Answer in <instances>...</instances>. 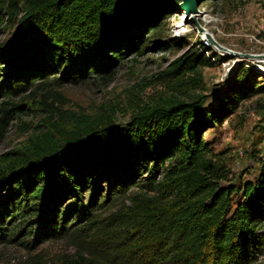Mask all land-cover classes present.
<instances>
[{
    "label": "trees",
    "instance_id": "obj_1",
    "mask_svg": "<svg viewBox=\"0 0 264 264\" xmlns=\"http://www.w3.org/2000/svg\"><path fill=\"white\" fill-rule=\"evenodd\" d=\"M164 16V0H0V34L14 23L0 42V143L21 110L13 96L51 77L77 84L111 72ZM263 88L242 73L212 109L199 94L144 107L120 127L52 122L21 156H0V239L22 235L28 249L66 241L74 252L53 264L253 263L264 247V150L233 207L203 135Z\"/></svg>",
    "mask_w": 264,
    "mask_h": 264
},
{
    "label": "rangeland",
    "instance_id": "obj_2",
    "mask_svg": "<svg viewBox=\"0 0 264 264\" xmlns=\"http://www.w3.org/2000/svg\"><path fill=\"white\" fill-rule=\"evenodd\" d=\"M180 2L164 0L165 16L158 27L149 31L139 51L117 62L111 72L92 74L77 84L51 77L48 83L13 96L21 110L0 143V156H21L28 138L47 130L52 122L69 131L108 120L120 127L144 107L199 94L205 95L203 108L212 109L219 107L218 98L242 73L253 87L264 86V76L257 73L264 72L262 60L227 53L206 37L230 51L263 55L264 0H200V17L193 21L179 12ZM182 24L187 31L180 34ZM13 29L14 23L6 19L0 42H6ZM255 91L222 124L214 123L203 135L216 161L228 172L227 183L235 190L233 207L241 201L244 185L256 180L263 156L264 88ZM139 190L137 186L131 192ZM260 232L264 234V226ZM23 240L22 235L15 239L12 234L0 239V264H53L61 255L74 252L64 240L46 241L32 249ZM251 264H264L263 246Z\"/></svg>",
    "mask_w": 264,
    "mask_h": 264
},
{
    "label": "water",
    "instance_id": "obj_3",
    "mask_svg": "<svg viewBox=\"0 0 264 264\" xmlns=\"http://www.w3.org/2000/svg\"><path fill=\"white\" fill-rule=\"evenodd\" d=\"M199 3H200V0H181V2L178 5L179 12L183 13V16L185 19H188V17L191 16L192 14L199 13V8H198ZM206 37L208 38L210 43H212L213 45H215L221 50L229 51L231 54L244 56V57L252 58V59L256 57L264 56V54L263 55L262 54H251V53L242 54L239 52L230 51L224 46L217 44L211 37L209 36H206Z\"/></svg>",
    "mask_w": 264,
    "mask_h": 264
},
{
    "label": "bare ground",
    "instance_id": "obj_4",
    "mask_svg": "<svg viewBox=\"0 0 264 264\" xmlns=\"http://www.w3.org/2000/svg\"><path fill=\"white\" fill-rule=\"evenodd\" d=\"M200 17V14L199 13H197V14H192L191 16H189L188 17V20H190V21H193V20H195V19H198ZM180 30H179V33L181 34V33H183V32H186L187 31V28L185 27V25L184 24H182V25H180ZM203 29H200L199 31L201 32ZM204 31V30H203ZM202 31V32H203ZM201 32V34L202 35H206V32H203L202 33ZM223 51H225V50H223ZM227 53H230L229 51H226ZM231 54V53H230ZM255 59H260V60H262L263 62H264V56H260V57H256Z\"/></svg>",
    "mask_w": 264,
    "mask_h": 264
}]
</instances>
